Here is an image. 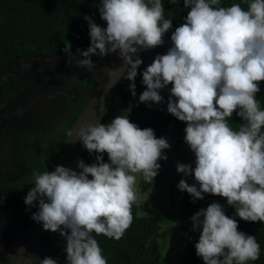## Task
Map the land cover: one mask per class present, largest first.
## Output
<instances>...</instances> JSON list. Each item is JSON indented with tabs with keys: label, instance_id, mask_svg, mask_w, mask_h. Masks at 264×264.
I'll return each instance as SVG.
<instances>
[{
	"label": "clouds",
	"instance_id": "9594fccd",
	"mask_svg": "<svg viewBox=\"0 0 264 264\" xmlns=\"http://www.w3.org/2000/svg\"><path fill=\"white\" fill-rule=\"evenodd\" d=\"M219 4L184 0L190 11L171 35L173 46L143 71L146 90L139 102L162 103L160 90L172 85L167 110L186 122L184 140L195 154L194 169L178 163L177 172L194 174L199 184L198 189L182 179L180 191L193 202L203 200V194L226 198L240 219L264 222V110L256 99L264 82V0H251L247 10L240 4ZM99 12L106 28L84 17L90 47L73 54L66 43L63 51L70 63L89 71L95 67L93 56L118 54L126 65L123 78L131 82L135 96L143 64L140 51L162 46L172 19L165 17L161 0H101ZM234 112L244 121L238 130L226 121ZM76 135L89 153L100 154L97 162L78 161L79 172L59 165L54 171H34L25 204L33 207L38 201L39 210L31 218L66 239L67 264H108L95 237L120 240L125 235L138 200L137 174L151 183L161 167L158 161L167 160L163 150L171 145L124 115L110 123L81 125ZM104 153L110 162H104ZM191 220L194 231L201 229L195 248L205 264H247L260 258L256 237L239 231L237 220L221 204L211 203ZM32 264L58 262L36 257Z\"/></svg>",
	"mask_w": 264,
	"mask_h": 264
},
{
	"label": "trees",
	"instance_id": "16d2710c",
	"mask_svg": "<svg viewBox=\"0 0 264 264\" xmlns=\"http://www.w3.org/2000/svg\"><path fill=\"white\" fill-rule=\"evenodd\" d=\"M84 1L0 0V70L13 63L21 67L14 75L0 76V112L30 86L56 77L53 69L39 67L37 61L32 63L29 62L30 59L47 58L55 62L67 59L68 55L63 51L66 43H71L73 54L77 53V49L87 50L91 38L85 16L91 17L99 26L107 27L99 12L101 0H95L90 5ZM161 2L164 5L165 17L172 19V28L165 33L171 40L175 29L185 22L190 8L184 7V0H176L175 4L170 3V0ZM250 2L251 0H220L218 7L240 4L247 10ZM156 49L157 47L140 51L143 64L138 69L135 81L136 95L131 94V82L123 78L103 111L102 123H110L119 115L129 116L131 122L139 128H152L157 138H166L170 145H186L184 137L187 124L168 112L167 98L158 105L150 102L149 106V103L139 102V96L146 90V85L142 83V74L146 69L148 54L155 53ZM92 59L95 63L98 56H93ZM96 83L97 81L84 77L77 79L70 76L67 84L82 89L92 87ZM259 87L260 92L257 93L256 99L261 110H264V82H261ZM90 95L91 92H87L85 98H77L71 94L55 92L40 96L9 114L0 113V134L8 133L18 138L15 161L25 170L20 176L0 174V207L9 206L13 215L23 221L21 233L32 222V215L39 210L38 201L33 207L25 204L27 193L34 187L33 173L52 171L61 159L69 132ZM226 121L233 130H238L244 123L237 112L226 118ZM97 155L100 154L89 153L85 148L82 160L91 165L97 162ZM103 156L104 162H110L107 153ZM46 160L51 164L48 165ZM180 194V227L185 240V257L182 264H205L203 259L197 256L195 248L201 229L193 230L191 217L213 202L221 204L225 214L237 220L239 231L255 236L260 244V258L247 264H264V222H247L240 219L236 215L235 207L229 206L226 198L203 194V200L193 202V197L186 191H181ZM139 212L138 206L133 204V222L120 240L102 234L95 237L108 264H162L159 220L155 216L139 215ZM40 248L33 260L36 257H51L56 259L58 264H67L66 239L59 232L50 231L43 235ZM9 262L10 255L4 261L0 259V264Z\"/></svg>",
	"mask_w": 264,
	"mask_h": 264
},
{
	"label": "water",
	"instance_id": "95a60500",
	"mask_svg": "<svg viewBox=\"0 0 264 264\" xmlns=\"http://www.w3.org/2000/svg\"><path fill=\"white\" fill-rule=\"evenodd\" d=\"M163 39L164 44L158 46L155 53L148 54L146 68L153 63L158 54H166L168 49L173 46L172 41L166 35H164ZM35 61H37L39 67L53 69L56 77L46 82L30 86L0 113L2 115L9 114L11 111L25 106L40 96L55 92L71 94L77 98H85L87 92H91L87 103L70 130H73V135L71 137L68 135L63 156L52 169L54 171L56 166L59 165L79 172L78 161L82 160L85 147L82 142L77 140L76 133L79 131L81 125L103 122V111L113 98L123 79V72L126 69V65L118 54L111 53L105 57H98L92 71L79 67L75 61L70 63L68 58L61 59L59 62L47 58L29 60L32 63ZM109 71L112 72L111 76L109 75ZM70 76L77 79L84 77L90 81H97V83L89 88L78 89L75 86L67 84ZM171 88L172 85L169 84L160 90V94L168 99L171 94ZM49 232L50 230H44L42 222L38 223L32 220L30 225L16 239L10 252L9 264H32L33 257L40 252L41 237Z\"/></svg>",
	"mask_w": 264,
	"mask_h": 264
},
{
	"label": "rangeland",
	"instance_id": "374dc122",
	"mask_svg": "<svg viewBox=\"0 0 264 264\" xmlns=\"http://www.w3.org/2000/svg\"><path fill=\"white\" fill-rule=\"evenodd\" d=\"M95 0H85L90 5ZM18 64H9L0 70L1 75L14 74L19 70ZM18 138L8 133L0 134V174L6 176H20L25 170L15 161ZM167 160L161 159L158 175L151 183L144 181L142 174H137L136 189L139 215L155 216L161 226L159 240L162 264H182L185 257V240L180 227L181 194L178 184L185 179L189 185L199 184L194 174L185 176L177 172V164H191L195 167V154L189 145H171L163 150ZM50 165L51 162L47 161ZM53 169V168H52ZM91 179V177H89ZM23 221L13 215L12 209L3 205L0 207V259L6 260L11 249L21 233Z\"/></svg>",
	"mask_w": 264,
	"mask_h": 264
},
{
	"label": "flooded vegetation",
	"instance_id": "af4514ba",
	"mask_svg": "<svg viewBox=\"0 0 264 264\" xmlns=\"http://www.w3.org/2000/svg\"><path fill=\"white\" fill-rule=\"evenodd\" d=\"M20 68H21V67H19V70H20ZM19 70H18V71H19ZM18 71H17V72H18ZM17 72H16V73H17ZM16 73H14V74H16ZM14 74L12 73V74H9V75H6V74H5V75H6V76H10V75H14Z\"/></svg>",
	"mask_w": 264,
	"mask_h": 264
}]
</instances>
